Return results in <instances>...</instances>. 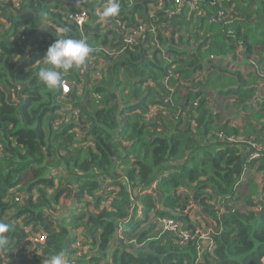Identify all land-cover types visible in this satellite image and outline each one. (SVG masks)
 <instances>
[{"label":"trees","instance_id":"1","mask_svg":"<svg viewBox=\"0 0 264 264\" xmlns=\"http://www.w3.org/2000/svg\"><path fill=\"white\" fill-rule=\"evenodd\" d=\"M186 1L170 15L173 0H163L165 8L158 11H149L155 0H119L118 16L108 18L103 29L95 7L107 0H83L88 19L82 25L72 17L77 9L70 0H25L22 7L0 0L3 13L30 9L18 13L13 24L15 33L20 28L19 41L0 35V221L12 225L4 234L9 247L0 251L6 264L33 260L27 253L33 231L44 236L38 244L42 258L63 251L66 257L74 255L68 260L75 264H195L198 238L179 248L171 232L158 234L148 222L153 212L194 232L184 211L189 201L177 194L181 186H189L192 200L219 229L212 234V252L203 254L199 264H264V182L259 185L251 177L264 171V0H197L200 14ZM220 9L224 14L217 19ZM140 22L155 27L124 47V28ZM58 36L84 39L93 48L82 73L81 66L61 72L63 81L82 85L81 93L72 86L64 101L61 87L50 90L37 78L41 67H50L43 57ZM27 41L29 57L22 52ZM240 55H252L255 70L242 74L229 68ZM97 58L103 60L101 76L93 77ZM209 89L235 97L229 105L244 110L243 124L222 120L209 108ZM64 103L78 109L76 121H61ZM250 142L263 146L254 161L246 160ZM56 166L65 168L77 199L89 195L94 200L92 211L83 208L72 219L92 230L87 248L98 253L92 260H84L87 250L77 258L67 225L51 215L69 190L51 175ZM243 172L247 192L236 191ZM159 175L156 194L143 193ZM107 186L117 187L116 197L104 204L111 194ZM15 187L25 193L22 200H14L10 190ZM131 191L141 216L132 214L124 223ZM230 201L240 204L235 208ZM240 205L250 209L239 212ZM217 206L234 212L216 213Z\"/></svg>","mask_w":264,"mask_h":264},{"label":"built area","instance_id":"2","mask_svg":"<svg viewBox=\"0 0 264 264\" xmlns=\"http://www.w3.org/2000/svg\"><path fill=\"white\" fill-rule=\"evenodd\" d=\"M1 1H7V0H1ZM9 1L15 7H22V5L25 2V0H9ZM155 1H156V3L150 6L152 9L157 11V8L161 9L164 7L163 0H155ZM173 1H174L173 2V8H172V10L169 11L170 15H174L175 13L180 11L181 7L183 6L184 1H186V0H173ZM70 2L72 5H74V8L77 9V13L72 15L73 19L77 22V24L82 25L88 19V14L84 8L83 0H70ZM186 3L191 8L197 9V12L199 14L201 13V10L197 8V0H187ZM212 3L213 4H220L221 0H212ZM104 5L106 6V4H104ZM100 13H101V10L96 11V16L98 18L101 17ZM222 13L224 14V12L221 9L218 10L217 16H216L217 19H219L221 17ZM154 27H155V25L151 22H148V23L140 22L135 27L124 28L123 35H122L123 46L128 47V46L136 44L138 42V39L142 36L144 31H146L149 28L154 29ZM21 38H24V35ZM102 63H103V60L101 58H97V64L94 65V72L92 73L93 77H100L101 76L100 70H101ZM85 67H86V63L79 68V71L82 73L84 71ZM80 79H81V77H80ZM72 86L77 87L78 91L80 93L82 85L79 82H77L76 80L64 81L63 85L61 86V93H62L61 95H62L63 101L67 99L66 96L69 94ZM66 110H68V112L64 113V111H66ZM60 111L62 112L60 117H61V121L63 123H70L73 120L74 121L77 120L76 116L79 112L78 109L70 107V105L68 103L62 104ZM56 126H57V123L55 124L54 127H56ZM76 136L78 138H80L81 133L79 131H77ZM218 137H221V136L218 135ZM230 140H232L231 137H229L227 141H230ZM249 144H250V150L251 151L248 153L247 158L249 160L258 159L260 157V155L262 154L261 150H263V146L259 143H256V142H250ZM246 169H247V167L245 166V170ZM245 170H244V172H245ZM244 172H243L240 180H242ZM158 181H159L158 177L153 179L151 181L149 189H146V190L144 189V190H142V192L145 193L148 190L154 191L157 187ZM104 184H106V183H104ZM116 190H117L116 186H107L106 187L107 192L113 191V193L108 194V196H107L108 201H112V199L114 197H116V195H115ZM98 192H100V191H98ZM136 195H137L136 192L131 191L132 199H131V202L127 205V211H128L129 216L127 218L123 219L122 221H127L133 212H135L136 214H141V204H140L139 200L136 198ZM24 197H25L24 192L16 191L14 200L19 201V200H22ZM85 200L88 202V204H85L82 207L84 208V210L92 211V209L94 208L93 198L88 195ZM192 204L193 203L190 201V205H188V208H190V207L193 208ZM224 209H225L224 207L217 206V212L216 213H223ZM148 222L154 223L156 225L157 230H159L158 234L171 232L173 234V238H171V239L174 242V244L177 245L179 248L184 247L190 239L198 238L199 241L197 244V248L199 249V252H198L197 257L194 261L195 264L201 263L203 254H206V253L210 254L212 252V250L214 248V240H213L212 234H217L219 232L217 229H215L213 232H209V230H207L205 228H202L201 230H196L195 232H192V230H185V229H183L182 223L180 221H176V219H173L170 217L156 216V215H154V213L152 215H149ZM18 223L20 224V226H22L20 221H18ZM22 227H23V230L26 232L29 230V228L27 226H22ZM72 229L73 230L69 234L71 235V237L74 238L73 246L77 249L76 255L78 258V257H81L82 253L87 248V247H85V244L82 242V240L80 238L84 228H83V226L80 225V226L74 227ZM80 232H81V235L79 234ZM29 240H30V243L27 246V253H29V256H33V253L35 254V250L37 249L38 244H40L41 241L44 240V236L42 233L40 234L39 232L33 231V233L29 236ZM0 259H1L2 264H6V262H5L6 257L3 254L0 255ZM70 264H75L74 260H71ZM183 264H189V263L187 260H184Z\"/></svg>","mask_w":264,"mask_h":264},{"label":"clouds","instance_id":"3","mask_svg":"<svg viewBox=\"0 0 264 264\" xmlns=\"http://www.w3.org/2000/svg\"><path fill=\"white\" fill-rule=\"evenodd\" d=\"M97 10H101L100 13L101 19L102 17L114 18L118 16L120 12L119 0H107L106 6L103 3L102 5L96 7L95 12ZM67 31L68 30L65 29V32ZM92 52H93V48L84 39H75L68 36H58V39H56L48 47L46 54L43 57L46 60L47 65H49L50 67H41L37 72V78L44 85H46L48 89L50 90L57 89L61 87L64 83L61 72L67 73L68 70L74 67L78 68L80 66H83ZM246 160L249 159L247 158ZM250 161H254V160H250ZM253 167H255V165L251 166L250 170ZM164 174L165 175L167 174V170L164 171ZM160 177L161 175L158 176V178ZM16 189L17 188L15 187L11 189L10 192L15 193ZM155 190L154 191L148 190L145 193H155ZM35 193H37V191H35ZM110 193H113V191H110ZM191 196L192 194H190L188 198L189 202L192 200ZM107 200L108 199H106L104 204L107 202ZM80 209L83 211V207H81ZM132 214H135L137 217L141 216V214H136L135 212H133ZM11 228L12 225L0 221V251H7L9 247V240L4 234L9 232ZM66 256L67 254L63 251L56 254H52L49 257L48 264H70Z\"/></svg>","mask_w":264,"mask_h":264},{"label":"rangeland","instance_id":"4","mask_svg":"<svg viewBox=\"0 0 264 264\" xmlns=\"http://www.w3.org/2000/svg\"><path fill=\"white\" fill-rule=\"evenodd\" d=\"M249 59H252V55L249 57ZM236 63L242 64L243 61H242L241 58H238ZM242 66H243V68H240L241 66H238V68H235V66H233V64L228 63V67L229 68L230 67H234L236 70H238L242 74L248 73V70H247V69H249L248 65L247 64H243ZM244 67H246V70H243ZM120 80L123 82L124 81L123 77H121ZM206 94L208 95L209 108L211 110H213V112H216L220 116V118L222 120H224V119L231 120L236 125L243 124V118L245 116L244 110H240L239 108L235 107L234 105L233 106L229 105L235 99L234 96L225 97L224 95H222L220 93L214 92L212 89H209ZM14 101H19V100L17 99V100H14ZM151 108L153 109V112L156 111L154 106H151ZM255 172L256 173L253 176L251 175V177L252 178L254 177L258 181L259 185H262L263 182H264V171L261 170V171H255ZM61 178L65 180L67 178V172L65 174L62 173ZM246 179H247L246 175H243V180H241L240 184L236 187V191L247 192V189L245 188V186H247L246 185V183H247ZM50 190L51 189H48L47 192H50ZM62 195L64 197L63 199L67 203V204L64 203V207H66L74 199V197H73L74 192L72 190H68V191H65ZM191 202L193 203L192 204L193 208H191V207L188 208V205L190 204V202H187L186 205H185V210L184 211L185 212L188 211V213H189L188 217H189L190 221L192 223H194V225H195L194 232L196 230H201L202 228H205V229L209 230V232H213L216 229V227H217V224H216L215 220L207 212L202 210L200 208L201 206L197 202H195L193 200H191ZM229 203L231 205H235V208H237V204H240V202L234 203V201H230ZM59 204L60 205L56 206L57 211L53 212L51 215L55 216L54 220H55L56 223L63 224V222H64L66 225H68V222L66 223V218L61 213L59 214V211H60L61 207L63 206V203H59ZM214 204L217 205L218 204L217 201H215ZM157 206H159V204H157ZM238 207L240 208L239 212H243L244 209H245V211L250 209V208H244L242 205H240ZM224 211L226 213L227 212L228 213H232V212H234V209H232V211H228L225 208ZM57 214H59V215H57ZM200 218H202L203 220H200ZM123 222L125 223L126 221H123ZM74 225L77 226L79 224H78V222H76V223H74ZM75 226H71V225L68 226V228H67L68 232L70 233L73 230L72 228H74ZM217 230H219V229H217ZM155 231L157 232V228L155 229ZM82 232H83L82 235H81V232L79 233L81 235L80 238H81L82 242L85 244V247H87L88 240H89V238L91 239L90 235H92V230L88 229V228H84V230ZM113 248H114V246H113ZM42 250H43V247L41 245H38V247H37L35 252H36V254L42 255V253H41ZM86 250H87V253L85 254V257L91 255V254L88 255L89 251H91L94 254H96V256L98 254L97 252H95L94 250H90L89 248L88 249L86 248ZM104 253H105L106 258L108 259L107 256H109V250H106V252H104ZM92 257H94V256H92ZM92 257L87 259V260H92ZM68 258H74V255L73 254L70 255V256H68ZM91 262L92 263H88V264H105L103 261L102 262H98V263H95L94 261H91Z\"/></svg>","mask_w":264,"mask_h":264},{"label":"crops","instance_id":"5","mask_svg":"<svg viewBox=\"0 0 264 264\" xmlns=\"http://www.w3.org/2000/svg\"><path fill=\"white\" fill-rule=\"evenodd\" d=\"M96 7H98V6H96ZM96 7H95V9H96ZM163 9H164V7H163ZM159 9L157 8V11H158ZM149 11H155L154 9H152L151 7L149 8ZM18 11H16V12H14V13H9L8 11L7 12H5V13H3L1 10H0V35H2V36H4V37H7L8 38V34H10L11 36H10V40L11 41H19V39H18V35L20 34V28H19V30L15 33V30H12V27H13V24L16 22V21H18L19 20V17L17 16L18 15ZM108 18H102L100 21L102 22V25H104V27H103V29H107L108 28V20H107ZM43 24H44V22H43ZM42 32V31H41ZM40 34H37V36H39ZM20 45H22V44H20ZM22 52H23V55H25L26 57H29L31 54H32V52H31V50H30V47H28V41L24 44V46H23V48H22ZM18 58H19V55L17 56ZM18 58H16V60L15 61H18L19 59ZM239 58H241L242 59V61H243V63L242 64H239V63H231V64H233L234 66H235V68H238V66H241L240 68H243V64H247L248 65V68L249 69H247L248 70V72H250L252 69H254L255 70V68H256V64H255V62H253V58L252 59H249V57H248V59H246V58H244V57H242V55H240V57ZM237 60H238V58H237ZM36 65V64H35ZM33 66V67H36V66ZM243 70H246V67H244V69ZM260 89V88H259ZM81 93V92H80ZM175 165H177V164H175ZM57 167V166H56ZM56 170V171H55ZM66 170H65V168L63 167V166H58L57 168H53V170H51V175L52 176H54V177H56V176H58V178H60V180H61V182L63 183V184H65V185H62L64 188L65 187H68V188H70L69 190H72L73 192H74V195H73V197H74V199L72 200V202L68 205V206H66V207H64V203H66L65 202V200L63 199L64 197H63V195H61L60 197H59V200H58V204L59 203H63V206L61 207V209H60V211H59V214L61 213L65 218H66V223L68 222V225L66 226L67 228H68V226H75L74 225V222H72V219L74 218V217H76L78 214H80L81 212H83L80 208L83 206V205H85V204H88V202L85 200L86 199V197L88 196V195H85L84 197H82V198H80V199H77L76 198V190H74V187H75V185H69V184H67L66 183V180H64V179H62L61 178V175H62V173H66L65 172ZM65 181V182H64ZM55 185H57V186H59L60 185V182H58V180H56V184ZM264 188V187H263ZM66 191H68V190H66ZM191 192H192V190L189 188V186H181V187H179L178 189H177V194L179 195V197L181 198V199H188L189 198V196H190V194H191ZM37 196V193H33V197L35 198ZM57 204V205H58ZM67 204V203H66ZM60 205V204H59ZM101 205H103V204H101ZM190 205V204H189ZM95 207V206H94ZM200 207V206H199ZM201 208V207H200ZM202 209V208H201ZM203 210V209H202ZM10 214V213H9ZM153 214V212H151V214L150 215H152ZM53 216V215H52ZM54 218H55V216H54ZM68 220V221H67ZM200 220H203L202 218H200ZM70 224V225H69ZM78 226V225H77ZM77 226H75V227H77ZM83 233V232H82ZM119 233V232H118ZM119 237H120V234H119ZM91 241V239L89 238V240H88V243ZM41 243H43V241H41ZM111 249H113V245H110V248H109V250H111ZM11 254H13V253H11ZM89 254H91V255H93L94 253L93 252H91V251H89L88 252V255ZM91 255L90 256H86L85 257V259L84 260H86V261H88L87 259H89L90 257H91ZM105 255V254H104ZM42 255H39V254H35L34 256H30L31 258H33V260H31V262H29V260H26L27 262H28V264H48V260H49V258H42L41 257ZM93 256H95V254L93 255ZM106 257V256H105ZM108 257V256H107ZM67 259H68V257H66ZM107 259V258H106ZM13 261H19V258H17L16 256H14L13 255V259H12ZM18 263V262H17ZM16 263V264H17ZM88 263H92V262H88ZM88 263H86V262H84V263H82V264H88ZM81 264V263H80Z\"/></svg>","mask_w":264,"mask_h":264},{"label":"water","instance_id":"6","mask_svg":"<svg viewBox=\"0 0 264 264\" xmlns=\"http://www.w3.org/2000/svg\"><path fill=\"white\" fill-rule=\"evenodd\" d=\"M30 9L29 8H26L25 10H21V11H18L19 12V14H21V13H23L24 11H29ZM157 196L160 198L161 196H160V194H157ZM114 235H115V237H117V235H118V229L116 228L115 229V233H114ZM131 249H133V250H135L136 249V247H131Z\"/></svg>","mask_w":264,"mask_h":264}]
</instances>
